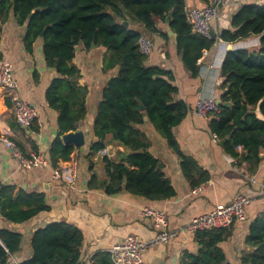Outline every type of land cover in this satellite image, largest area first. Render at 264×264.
<instances>
[{
	"label": "trees",
	"instance_id": "obj_1",
	"mask_svg": "<svg viewBox=\"0 0 264 264\" xmlns=\"http://www.w3.org/2000/svg\"><path fill=\"white\" fill-rule=\"evenodd\" d=\"M12 14L25 27L23 42L27 51L32 52L34 43L40 40L43 58L56 72L46 93L50 107L58 113L59 134L49 151L54 167L70 160L76 147L65 144L61 136L79 130L89 109V86L80 84L81 70L73 62L76 47L89 50L101 46L107 50L102 70L108 80L96 107L92 124L96 140L91 149L98 151L110 141L119 142L130 150L127 160L133 168L107 159L108 179L99 186L108 194L126 190L151 200L176 195L163 163L149 151L147 120L180 156L183 172L193 187L210 179L197 161L181 150L175 136L174 128L186 118L189 105L177 98L179 89L173 72L148 65V56L138 47L141 35L151 39L160 35L167 43L172 30L184 66L192 78H198L199 60L217 39L192 31L186 0H0V33ZM123 21H128L129 26L125 27ZM163 25L167 28L163 29ZM254 35L260 36L258 50L227 52L218 86L221 110L208 120L224 151L238 163L247 162L252 172L260 165L264 148V3L242 4L231 18V27L220 34L226 42ZM227 102L229 105H225ZM48 207L42 194L15 193L12 186L0 184V213L9 221H26ZM231 235V228L198 232L197 249L184 253L183 264H232L223 249ZM22 241L21 233L0 228V264H11ZM246 243L250 251L242 261L264 264V211L250 222ZM82 245L83 234L76 225L51 223L33 233L32 256L19 264H81ZM92 264L115 263L109 252H101L94 256Z\"/></svg>",
	"mask_w": 264,
	"mask_h": 264
},
{
	"label": "crops",
	"instance_id": "obj_2",
	"mask_svg": "<svg viewBox=\"0 0 264 264\" xmlns=\"http://www.w3.org/2000/svg\"><path fill=\"white\" fill-rule=\"evenodd\" d=\"M206 3L204 0H186L187 6H202ZM244 3H264V0L226 1L219 18L213 23L212 30L219 36H216V43L205 50L199 60L198 78H192L184 66L176 49L174 34H169L167 43L160 35L152 37L154 50L148 56L147 64L172 71L174 84L179 89L177 98L189 105L186 118L174 128L179 146L210 176L202 184L204 187L197 192H194L196 187L191 185L183 172L180 156L169 147L166 139L149 120L146 122L147 135L151 140L149 151L163 163L165 174L174 185L176 195L170 199L151 200L126 190L108 194L105 188L99 186V183L108 179L107 159L130 166L127 160L130 150L122 147L119 142L110 141L105 147L110 158L100 157L99 150L92 151V142L96 140L92 124L103 86L108 80V74L102 70L107 50L101 46L89 50L81 45L76 47L73 62L81 70L80 84L89 86V109L86 119L80 124V129L86 135V144L76 147L71 155L78 166L75 186L69 187L56 180L52 168L20 166L11 150L0 144V184L12 186L15 193L25 191L42 194L49 206L19 223L5 219L0 213V228H9L23 236L22 247L12 256L11 264H19L32 256L33 233L51 223L76 225L83 234L81 264H92L96 254L108 252L113 244L122 242L128 234H136L143 241L154 238L157 230L149 220L141 217L145 207L165 210L168 214V228L177 230L194 216L207 213L216 205L230 202L238 193L247 195L252 202L247 208L246 220L236 222L231 227L232 235L223 243V249L232 264H245L242 257L250 251L246 243L249 224L264 211V148L261 149L260 165L252 172L247 162L238 163L234 156L224 151L219 142L214 141L208 126L209 118L198 117L194 110L200 95L218 96V86L222 81L221 66L229 48L258 50L260 47L259 35L236 42H226L220 38L222 30L231 27L233 14ZM162 28L166 29L167 25ZM24 34L25 27L20 26L12 14L0 33V53L13 64V76L19 85L18 95L37 107L39 119L31 127L19 124L14 113L12 95L0 87V125L11 127L15 141L24 153L40 152L49 157L59 129L58 113L50 107L46 93L56 72L46 64L40 40L34 43L32 52L27 51L23 42ZM113 73H116V69ZM238 151L241 152L242 148L239 147ZM195 236L180 232L166 244L151 246L143 255V264H183L184 253L197 249Z\"/></svg>",
	"mask_w": 264,
	"mask_h": 264
},
{
	"label": "built area",
	"instance_id": "obj_3",
	"mask_svg": "<svg viewBox=\"0 0 264 264\" xmlns=\"http://www.w3.org/2000/svg\"><path fill=\"white\" fill-rule=\"evenodd\" d=\"M227 0H208L203 6H187L186 16L194 33L211 37L213 23L219 18L222 8ZM138 47L143 55L149 56L154 50V42L147 35H141L138 40ZM0 87H3L11 95L14 102V113L19 124L31 127L39 119L37 107L18 95V82L13 76V64L5 56L0 57ZM195 113L200 118H209L213 113L221 110L220 102L214 95H200L194 106ZM215 142H219L213 134ZM0 144L9 148L13 158L22 167L52 168L53 177L69 187H74L78 177L77 161L70 158L62 161L54 167L50 158L40 152L24 153L19 144L15 141L11 127L0 125ZM100 157H109L107 149L99 150ZM200 185L194 192L202 189ZM251 198L242 193L236 194L226 204L216 205L211 211L194 216L189 222L180 226L177 230L168 228V214L165 210L148 206L142 209L141 217L149 220L157 230L154 238L148 241L141 240L136 234H128L122 242L113 244L109 253L115 264H143L144 253L153 245L168 243L177 233L195 235L198 232L220 228H231L236 222L246 220L247 208L251 205Z\"/></svg>",
	"mask_w": 264,
	"mask_h": 264
},
{
	"label": "water",
	"instance_id": "obj_4",
	"mask_svg": "<svg viewBox=\"0 0 264 264\" xmlns=\"http://www.w3.org/2000/svg\"><path fill=\"white\" fill-rule=\"evenodd\" d=\"M36 10H39V8H37ZM122 24L125 27L129 26L128 21H123ZM169 34L173 35L174 32L172 30H170ZM216 36H219V34L212 30L211 31V37H216ZM230 49L231 48H229V50ZM218 101L220 102V100H218ZM225 105H229V103L227 102V103H225ZM141 108L145 109V107L142 103H141ZM61 138L65 144H71V145H74L75 147H82L86 144V135H85L84 131L81 129L64 133L61 136Z\"/></svg>",
	"mask_w": 264,
	"mask_h": 264
}]
</instances>
